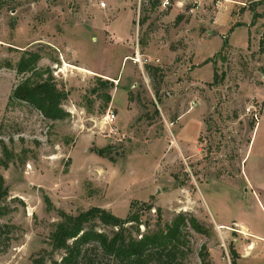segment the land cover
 <instances>
[{"label": "rangeland", "instance_id": "obj_1", "mask_svg": "<svg viewBox=\"0 0 264 264\" xmlns=\"http://www.w3.org/2000/svg\"><path fill=\"white\" fill-rule=\"evenodd\" d=\"M25 52L65 119L15 97ZM0 173V264L60 259L63 213L133 202L140 233L188 218L176 264H232L231 246L264 264V0H0ZM85 248L81 264H115Z\"/></svg>", "mask_w": 264, "mask_h": 264}, {"label": "trees", "instance_id": "obj_2", "mask_svg": "<svg viewBox=\"0 0 264 264\" xmlns=\"http://www.w3.org/2000/svg\"><path fill=\"white\" fill-rule=\"evenodd\" d=\"M160 1L151 0V4L157 6ZM142 21L144 19L140 22ZM39 59L40 54L37 52H25L20 58L17 64L18 72H30L31 75L17 86L14 91L15 97L37 107L49 119H65L69 112L63 108L62 104L68 94L58 87L52 75L43 78L42 73H37L36 75L40 78H34ZM107 97L109 101L111 96ZM4 162L7 165V162ZM7 195L5 178L0 173V218L7 211V206L3 204ZM135 207L136 203L133 202L132 210L124 218L99 206H93L76 215L63 213L62 219L55 224L51 232L52 249L54 252L63 253L61 258H55L52 253L49 258L43 255L34 259V264H46L48 259L53 264H81L87 258V250L91 249L85 247L91 243L99 246L115 264H176L183 253L181 247L183 229L187 226L188 218L180 213L172 222L162 225L158 221L154 228L140 233L139 226L144 222L141 211L134 210ZM144 207L147 210L152 208L148 203H144ZM157 211L159 212V209ZM96 221L113 227L112 233L97 229L94 225ZM90 223L92 226H89ZM132 228L137 230L140 237L133 234ZM230 250L233 255L232 264H235L239 254L234 246H231ZM86 263L95 264V261L88 258ZM204 263L210 264L205 259ZM98 264L102 263L98 262Z\"/></svg>", "mask_w": 264, "mask_h": 264}, {"label": "built area", "instance_id": "obj_3", "mask_svg": "<svg viewBox=\"0 0 264 264\" xmlns=\"http://www.w3.org/2000/svg\"><path fill=\"white\" fill-rule=\"evenodd\" d=\"M196 1V0H195ZM161 2H162V5L164 6V7H169V6H171L172 5V3H173V0H161ZM195 3H198V2H195ZM178 4H181V1H179L178 2ZM102 6H105V2H102ZM136 60L137 61H140L141 59L139 58V53H138V57L136 58ZM115 114L113 113V112H110V113H108L107 114V119H108V121H114V119H115ZM263 240H264V238H262Z\"/></svg>", "mask_w": 264, "mask_h": 264}, {"label": "crops", "instance_id": "obj_4", "mask_svg": "<svg viewBox=\"0 0 264 264\" xmlns=\"http://www.w3.org/2000/svg\"><path fill=\"white\" fill-rule=\"evenodd\" d=\"M256 125H257V124H256ZM254 236H256L258 239H260V238H263V237H264V236H260V235H254ZM253 246H254V247L256 246V242H253V245L249 247V250H250V249H251V247H253ZM249 250H248V251H249Z\"/></svg>", "mask_w": 264, "mask_h": 264}]
</instances>
